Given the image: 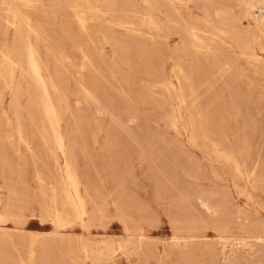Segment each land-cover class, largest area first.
I'll return each mask as SVG.
<instances>
[{
    "label": "rangeland",
    "instance_id": "rangeland-1",
    "mask_svg": "<svg viewBox=\"0 0 264 264\" xmlns=\"http://www.w3.org/2000/svg\"><path fill=\"white\" fill-rule=\"evenodd\" d=\"M28 1L0 0V264H264L258 0Z\"/></svg>",
    "mask_w": 264,
    "mask_h": 264
},
{
    "label": "bare ground",
    "instance_id": "bare-ground-1",
    "mask_svg": "<svg viewBox=\"0 0 264 264\" xmlns=\"http://www.w3.org/2000/svg\"><path fill=\"white\" fill-rule=\"evenodd\" d=\"M16 2L26 6L28 5V0H15ZM11 4V3H10ZM249 11L254 16V19L261 26L264 24V0H258L257 4L250 5ZM15 18L20 22V26L22 29L25 28V25L21 23L19 20V15L15 13ZM19 22L17 23L19 25ZM28 31L24 32L23 40H24V62L25 65L30 72L33 81L36 85V97L38 99V103L43 110V114L45 120L48 123L49 129L51 130L52 137L54 138L56 149L59 154H64L66 143L65 137L62 132V126L59 119L58 109L56 106V100L51 92V84L47 79L45 73L42 70L41 63L37 57L35 49L31 43L30 35H29V27ZM82 29V28H81ZM12 60L9 58L8 70L12 71ZM66 179L69 185V200L72 206L75 209L76 214L79 217H83L86 215V209L84 207V203L80 194V190L71 170L66 167ZM68 187V186H67ZM56 229V228H55ZM99 250V249H98ZM98 256V255H97Z\"/></svg>",
    "mask_w": 264,
    "mask_h": 264
}]
</instances>
